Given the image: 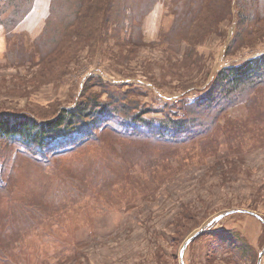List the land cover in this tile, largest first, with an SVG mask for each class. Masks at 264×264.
Masks as SVG:
<instances>
[{
    "label": "trees",
    "instance_id": "trees-1",
    "mask_svg": "<svg viewBox=\"0 0 264 264\" xmlns=\"http://www.w3.org/2000/svg\"><path fill=\"white\" fill-rule=\"evenodd\" d=\"M159 1L50 0L49 13L41 32L31 37L19 27L35 8L36 0H0V24L4 28L0 38V66L39 64L38 67L43 70L39 79L44 78L40 84L47 86L64 77L71 65L82 61L85 51L91 59L90 63L94 64L71 104L52 102V109H49L48 102L33 100L28 107L0 111V150L4 147L19 150L12 160L15 165L10 173L0 168V180L8 176L10 184L7 193L18 188L21 193L19 204L8 203L13 208L12 212H8L11 219L7 216L0 218V240L3 239L0 241V259L9 256L12 244L21 242L15 240L17 236L31 230L39 219H54L58 213L56 210L47 213L37 207H48L59 201L70 203L78 199L79 195L73 188L77 184L76 189L80 188L90 171V164L82 163L75 168L72 163V169L65 175L63 169L57 167L61 166L59 161L52 167L42 161L70 152L72 156L77 154L84 157L89 153L88 146L96 145L99 148L98 156L101 155L102 159L99 164L104 165L107 171L104 174L106 177H98V194H106L105 200L112 203L119 192L127 199L131 197L135 190L130 187H138L139 183L126 175L121 177L117 170L121 162L115 157L106 158L105 161V153L114 152L119 159L120 153L122 156L128 151L130 162L132 165L135 163L136 167L140 155H144L142 151H147L148 146L157 147L159 161L164 162L158 167L170 175L176 170L173 162L189 158L195 144L210 143L209 138L215 129L231 136L233 145H248L247 149L240 150L242 156L264 143V132L261 131L264 128V51L241 62L227 61L211 71L209 68L206 82L199 87V92L194 95L190 90L178 96H166L161 107L146 104V108H139L144 107L141 106L144 105L142 95L151 92L158 95L151 81L125 77L127 75L119 77L120 73L104 69L109 63L103 48L109 38H115L123 50L129 45H148L144 39V21ZM171 3L173 21L169 30L159 33L158 39L150 44L158 47L166 44L167 49L183 53L182 60L178 61L184 67L199 65L203 56L198 53L197 45L209 39L213 43L220 38V43L224 45L222 55L228 57L241 46L253 42L254 35H264V32L260 34L264 31V0H171ZM216 57L215 54L211 59L214 65ZM110 59L118 62L115 58ZM204 64L207 62L204 61ZM166 74L172 76L169 71ZM241 105H244L246 113H235ZM163 106L168 109H163ZM160 112L163 115L157 117ZM253 118L261 127V132L250 133V120ZM116 143L122 146L120 153ZM20 156L27 159V164L37 167L42 176H53L51 189L43 180V189H31L24 183L19 185V168L16 167L23 161L19 159ZM146 167L149 175L154 173L150 159ZM130 169L127 167L126 173ZM46 190H53L56 198L48 196ZM60 194H63V199L57 196ZM7 198L8 202L13 201L11 196ZM115 208L121 209L118 205ZM252 214L262 219L256 213ZM219 220L210 219L204 231L217 228ZM220 231L223 232V229ZM232 234L229 233V239H233ZM238 240L226 246L239 254L243 252L242 256L253 257V264H258L257 246L249 239L248 245L240 244L238 247ZM253 249L256 251L255 257L251 255ZM36 259L40 261V257ZM7 260L11 261L10 264H19V258Z\"/></svg>",
    "mask_w": 264,
    "mask_h": 264
},
{
    "label": "rangeland",
    "instance_id": "rangeland-1",
    "mask_svg": "<svg viewBox=\"0 0 264 264\" xmlns=\"http://www.w3.org/2000/svg\"><path fill=\"white\" fill-rule=\"evenodd\" d=\"M171 7V0H161L153 12L148 14L152 25L148 31H143L148 45L143 47L129 45L130 47L121 50L120 44L111 37L103 48L109 63L108 66H104L105 70L120 73L119 77L127 75L125 77H136V80L146 79L151 81L153 88L158 91L157 96L153 92L142 95L141 101L144 105L141 106L144 107L139 108H146V104L158 107L164 103L166 96H178L190 90L195 95L199 92V87L206 82L205 76L209 68L211 71L227 61L241 62L264 51V35L258 34L259 37L254 35L253 42L241 46L228 57L222 56L224 45L220 43V38H216L213 43L209 39L197 45L198 53L203 56L199 65L191 64L194 67L188 68L189 65L184 67L178 61L182 60L183 53L167 49L166 44H162L161 47L150 44L158 39L159 33L169 30L173 21ZM157 21L160 25L156 31ZM24 31L31 37L39 33L35 30ZM263 32L262 30L260 34ZM3 33L2 26L0 34ZM218 53L221 57L214 65L211 59ZM87 56L86 51L82 53L84 60L89 57ZM110 58H115L118 62L111 61ZM123 60H128L130 65L123 63ZM204 61L207 64H204ZM38 65L26 63L0 66V111L28 107L35 98L43 97L49 98L47 100L50 104L47 107L49 109H52L51 104L57 101L62 105H69L73 102L74 94L80 89L82 74L93 67L87 60L78 61L77 65L70 66L71 72L61 78L64 80L68 77L66 81L48 83L49 85H44L46 87L43 88L40 83L44 78L39 79L43 70ZM120 71L123 72V76ZM167 71L173 77L167 75ZM162 108L168 109L164 106ZM235 113L245 114L244 105L237 107ZM162 115L160 112L157 117ZM255 121L254 118L250 120V133L264 132V128L262 127L260 131L261 127ZM210 139L211 142H207L208 144H195L186 160L181 158L178 163L172 160L176 170L170 175H167L162 167H158L164 162L159 161L157 147L148 146L147 151H142L144 155H140V159L137 160L139 163L135 167V163L132 165L130 162V152L126 151L121 156L122 146L116 143L120 153L119 159L114 152L105 153V161L106 158L115 157L121 162L120 165L116 164L120 176L130 177L129 179L139 183V186L130 187L135 191L128 199L119 192L112 203L105 200L106 194H98V182L107 171L104 165L99 164L102 159L101 155L98 156L99 148L96 145L88 146L89 153L84 157L77 154L72 156L70 152L54 156L46 162L42 161L50 167L59 161L61 166L57 167L63 169L65 175L72 169V163L75 168L82 163L90 164V171L87 179H82L83 185L76 189L77 184L73 188L79 195L78 199L70 203L59 201L48 207L43 205L37 207L43 208L42 210L47 213L55 210L58 213L54 219H39L31 230L17 236L15 240L21 242L11 245L9 256L0 259V264H4L5 261V264H10L11 261L7 260L9 258H19V264H253V257L242 256L243 252L239 254L226 246L228 243H236L237 239L238 247L240 244L248 245L251 240L259 249L256 250L259 252L258 264L261 253L263 254L260 264H264V143L242 156L239 154L240 150L247 149L248 145H233L231 136L221 134L216 129ZM17 151L19 150L16 147L11 150L4 147L0 150V168H5L6 173H10L14 168L12 160L16 157ZM19 159L23 160L20 166L16 167L19 168L20 186L24 183L31 189L39 187L43 189L41 187L43 180L48 189H51L50 181L53 176L48 174L42 176L37 167L27 164L25 157ZM149 159L151 168L154 169V173L150 175L146 170ZM127 167H131L128 173ZM93 177L96 179L93 180ZM1 180L0 218L7 216L11 219L8 212H12L13 208L9 204H19L21 193L19 188L7 193L10 179L7 176ZM46 191L48 196L56 198L53 190ZM8 196L13 198L12 202H8ZM57 196L63 199V194ZM116 205L121 209H116ZM241 209L247 212L240 211ZM232 210L235 212L229 213ZM252 213H256L262 219H257ZM221 214L224 216L216 223L217 228L211 227L212 230L204 231L208 221L216 219ZM136 221L140 224H136ZM220 229H223V232ZM197 232L203 233L188 245V252L184 253L182 261L180 255L184 244ZM229 233H233V239L228 238L231 236ZM256 251L253 249L251 255L255 257ZM36 257H40V261H37Z\"/></svg>",
    "mask_w": 264,
    "mask_h": 264
},
{
    "label": "crops",
    "instance_id": "crops-1",
    "mask_svg": "<svg viewBox=\"0 0 264 264\" xmlns=\"http://www.w3.org/2000/svg\"><path fill=\"white\" fill-rule=\"evenodd\" d=\"M49 1L50 0H36V5H35V8L32 10V12L27 16V18L21 23V25H20V29L21 30H26V31H32V32H34L33 30H35L37 33L39 32H41V30H42V28H43V26H44V23H45V19H46V17H47V15H48V13H49ZM47 4H48V6H47ZM46 6H47V10L45 11V9H46ZM153 12V11H152ZM151 14V13H150ZM159 21H160V17H159V19H158ZM151 25H152V23H151V20H150V15H148L147 16V18H146V20H145V23H144V30L145 31H148L149 29H150V27H151ZM160 25V22L158 23V21H157V23H156V31H157V29H158V26ZM2 27V25H0V28ZM39 29V30H38ZM38 33V34H39ZM1 35L2 34H0V38H1ZM223 56V55H222ZM220 57H221V55L218 53L217 54V57H216V60H215V63H217L218 61H219V59H220ZM84 58L85 57H83L82 58V60L83 61H85V60H87L89 63H90V58L88 57V58H86L85 60H84ZM74 65H77V63H75ZM92 65H94L93 63H92ZM94 68V66L93 67H91L90 69H89V71L90 70H92ZM72 70V69H71ZM89 71L87 72V73H83L82 75H83V78L81 77V84L82 83H84L85 82V80H86V77H88V75L90 74L89 73ZM69 72H71V71H69ZM68 72V73H69ZM67 73V74H68ZM66 74V75H67ZM76 75V74H75ZM67 78L68 77H65V79L64 80H61V81H66L67 80ZM141 79V78H140ZM60 80L59 81H57V83H59L60 82ZM54 83H56V82H54ZM81 84H80V89H81ZM46 86H43V88H45ZM52 87H53V85H52ZM52 87H50V89L52 88ZM80 89H79V91H80ZM79 93L77 92V93H75L74 94V96H73V98H75V96H77ZM72 98V99H73ZM45 99V100H44ZM49 98H41V99H38V98H35V100H38V101H41V102H48L47 100H48ZM253 215V214H252ZM256 217V216H255ZM253 221V220H252ZM254 222V221H253ZM254 223H256V222H254ZM136 224H140V222L139 221H136ZM257 225V224H256ZM253 233H254V231H253ZM186 251L188 252V250L186 249ZM185 251V252H186ZM181 256V255H180Z\"/></svg>",
    "mask_w": 264,
    "mask_h": 264
},
{
    "label": "water",
    "instance_id": "water-1",
    "mask_svg": "<svg viewBox=\"0 0 264 264\" xmlns=\"http://www.w3.org/2000/svg\"><path fill=\"white\" fill-rule=\"evenodd\" d=\"M233 212H235V211H234V210L229 211V213H233ZM223 216H224V214H221V215H219V216L217 217V219H221ZM198 234H199V232H197L195 235H193V236H192L190 239H188V241L184 244V246H183V248H182V250H181V260H182V261H183L184 253H185V251H186L188 245L191 243V241H192V240H193ZM262 254H263V253H261V258H260L259 264H260L261 259H262Z\"/></svg>",
    "mask_w": 264,
    "mask_h": 264
}]
</instances>
